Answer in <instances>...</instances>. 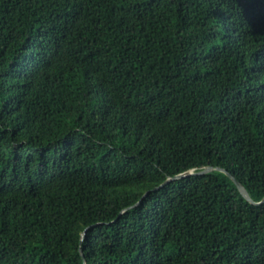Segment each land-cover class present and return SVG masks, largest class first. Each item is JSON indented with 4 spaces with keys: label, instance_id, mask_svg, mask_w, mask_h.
I'll return each instance as SVG.
<instances>
[{
    "label": "trees",
    "instance_id": "16d2710c",
    "mask_svg": "<svg viewBox=\"0 0 264 264\" xmlns=\"http://www.w3.org/2000/svg\"><path fill=\"white\" fill-rule=\"evenodd\" d=\"M208 165L264 198V0H0V264H264L228 174L154 189Z\"/></svg>",
    "mask_w": 264,
    "mask_h": 264
},
{
    "label": "water",
    "instance_id": "95a60500",
    "mask_svg": "<svg viewBox=\"0 0 264 264\" xmlns=\"http://www.w3.org/2000/svg\"><path fill=\"white\" fill-rule=\"evenodd\" d=\"M214 170H220V171H223V172H225L226 174H228L231 178H232V180L236 183V185L238 186V188H239V190L241 191V193L249 200V201H251L252 203H254V204H262V203H264V198L261 200V201H255L252 197H251V195H250V193H249V191H248V189L246 188V186L237 178V177H235V175L234 174H232L231 172H229L226 168H224V167H219V166H213V165H208V166H205V167H203V168H201L200 170H188V171H185V172H181V173H179V174H176V175H174V176H170V177H168L167 178V180L164 182V183H162L161 185H158V186H156L154 189L155 190H157V189H160V188H162L163 186H165V185H167V184H169V183H171L172 181H174V180H178V179H181V178H184V177H187V176H190V175H193V174H206V173H209V172H212V171H214ZM151 190H149L146 194H145V196L150 192ZM144 196V197H145ZM142 201V200H141ZM87 231V230H86ZM86 231L83 233V236L85 237V235H86ZM81 251H82V254H83V256L85 257V255H84V253H83V249H81Z\"/></svg>",
    "mask_w": 264,
    "mask_h": 264
}]
</instances>
